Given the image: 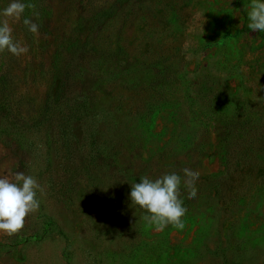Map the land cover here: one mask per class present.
<instances>
[{
	"label": "rangeland",
	"instance_id": "374dc122",
	"mask_svg": "<svg viewBox=\"0 0 264 264\" xmlns=\"http://www.w3.org/2000/svg\"><path fill=\"white\" fill-rule=\"evenodd\" d=\"M0 52V177L41 186L0 264H264V32L250 0H23ZM10 0H0V10ZM23 17L37 23L27 31ZM243 31L233 34L237 29ZM185 167L183 228L131 184Z\"/></svg>",
	"mask_w": 264,
	"mask_h": 264
},
{
	"label": "clouds",
	"instance_id": "9594fccd",
	"mask_svg": "<svg viewBox=\"0 0 264 264\" xmlns=\"http://www.w3.org/2000/svg\"><path fill=\"white\" fill-rule=\"evenodd\" d=\"M26 5L23 0H10L7 7L0 10V17L21 19ZM247 27L254 32H264V0H250L246 9ZM27 31L36 34L39 30L37 23L28 17H23ZM7 50L14 56L27 53L12 36V29L6 19H0V52ZM199 170L185 167L183 177L176 171L166 172L155 179L141 176L138 183L131 184L129 199L131 205L137 206L144 212V220L157 231L168 225L183 228V214L186 206L180 197L182 182L188 188V196L195 198L197 189L195 181L199 178ZM41 186L32 175L16 171L13 178L0 177V233L12 236L23 227L26 216L40 208L37 193Z\"/></svg>",
	"mask_w": 264,
	"mask_h": 264
},
{
	"label": "trees",
	"instance_id": "16d2710c",
	"mask_svg": "<svg viewBox=\"0 0 264 264\" xmlns=\"http://www.w3.org/2000/svg\"><path fill=\"white\" fill-rule=\"evenodd\" d=\"M242 31H243V28L237 29L233 34H229V36L237 35L238 33Z\"/></svg>",
	"mask_w": 264,
	"mask_h": 264
}]
</instances>
